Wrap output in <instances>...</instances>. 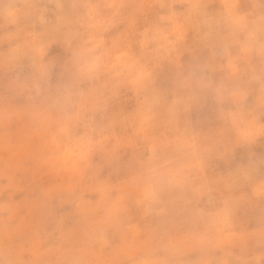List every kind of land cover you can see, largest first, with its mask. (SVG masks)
Here are the masks:
<instances>
[{
  "label": "clouds",
  "instance_id": "clouds-1",
  "mask_svg": "<svg viewBox=\"0 0 264 264\" xmlns=\"http://www.w3.org/2000/svg\"><path fill=\"white\" fill-rule=\"evenodd\" d=\"M261 147L264 0H0V264H264Z\"/></svg>",
  "mask_w": 264,
  "mask_h": 264
},
{
  "label": "rangeland",
  "instance_id": "rangeland-1",
  "mask_svg": "<svg viewBox=\"0 0 264 264\" xmlns=\"http://www.w3.org/2000/svg\"><path fill=\"white\" fill-rule=\"evenodd\" d=\"M51 55L59 57L62 55V51L58 47H54L51 51ZM260 150L264 152V147H261Z\"/></svg>",
  "mask_w": 264,
  "mask_h": 264
}]
</instances>
